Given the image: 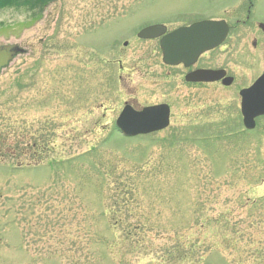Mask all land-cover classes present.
<instances>
[{
	"label": "rangeland",
	"instance_id": "obj_1",
	"mask_svg": "<svg viewBox=\"0 0 264 264\" xmlns=\"http://www.w3.org/2000/svg\"><path fill=\"white\" fill-rule=\"evenodd\" d=\"M247 6L48 0L14 30L0 9V45L25 51L0 70V264H264V117L244 130L238 95L264 70V0ZM207 19L231 27L202 58L230 86L184 85L136 36ZM161 102L165 129L115 127L125 103Z\"/></svg>",
	"mask_w": 264,
	"mask_h": 264
},
{
	"label": "water",
	"instance_id": "obj_2",
	"mask_svg": "<svg viewBox=\"0 0 264 264\" xmlns=\"http://www.w3.org/2000/svg\"><path fill=\"white\" fill-rule=\"evenodd\" d=\"M264 30V26L260 24ZM166 27L162 24L142 28L137 36L149 39L162 36L160 48L162 61L166 64L185 65L194 62L197 56L218 46L228 33V25L224 20H203L189 26L179 27L165 34ZM126 44V42L124 43ZM21 49L15 44L0 46V68L11 60ZM224 75L222 70L202 69L186 75L188 81H214ZM232 78L223 79L229 85ZM240 110L243 124L247 129L255 125V117L264 115V72L247 88L240 91ZM169 123V108L166 104L143 107L140 110L129 104L120 111L115 125L125 136L146 134L165 128Z\"/></svg>",
	"mask_w": 264,
	"mask_h": 264
},
{
	"label": "flooded vegetation",
	"instance_id": "obj_3",
	"mask_svg": "<svg viewBox=\"0 0 264 264\" xmlns=\"http://www.w3.org/2000/svg\"><path fill=\"white\" fill-rule=\"evenodd\" d=\"M189 24L190 23L184 24V25H179V26H176V27H174L172 29H168L167 28L166 31L169 32V31H172V30H174V29H176V28H178L180 26H186V25H189ZM228 26H229V32H230L231 27H230L229 24H228ZM229 32H228V34H229ZM228 34H227L225 40L218 47H216V48H214L212 50H209L207 52L201 53L200 55H198V57L196 58V60H194V62L189 63L187 65H185L183 63H179V64H175V65H167L168 67H170V68H172L174 70V76L173 77L175 79L182 78V81H183L184 85H187L188 87L194 86V87H198V88H203V87H205L207 85H210V84H220V85H222V86L225 87V85L222 84V81H223L224 78L229 77V76L232 77L231 84H233V82L236 79H235V76L230 71V69L226 68L225 65H222V64L219 65V66H214V65L208 63L207 61H205L204 59H202L203 57H205V55H207L209 52L214 51L215 49L225 48L226 47L225 41H226V39L228 37ZM155 40H157L158 45H159L160 37L156 38ZM252 45L255 46L256 45V42L253 41L252 42ZM159 49H160V47H159ZM201 69H218V70H223L225 72V74H224V77L220 78L219 80L211 81V82H206V81H188V80H186V75L187 74L192 73V72H195L197 70H201ZM251 83L252 82H250V83H248V84L240 87L239 90H238V95H239L240 89L245 88V87H248ZM230 85H228V86H230ZM239 105H240V96H239ZM134 107L137 108L136 106H134Z\"/></svg>",
	"mask_w": 264,
	"mask_h": 264
}]
</instances>
